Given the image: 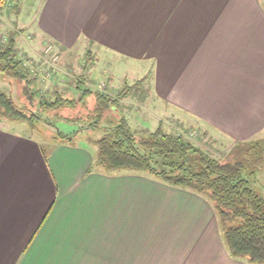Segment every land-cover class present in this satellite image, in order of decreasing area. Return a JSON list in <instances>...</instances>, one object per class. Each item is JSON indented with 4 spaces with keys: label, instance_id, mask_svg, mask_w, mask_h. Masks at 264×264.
I'll use <instances>...</instances> for the list:
<instances>
[{
    "label": "crops",
    "instance_id": "0c3cea01",
    "mask_svg": "<svg viewBox=\"0 0 264 264\" xmlns=\"http://www.w3.org/2000/svg\"><path fill=\"white\" fill-rule=\"evenodd\" d=\"M33 4L43 43L152 63L158 127L198 124L234 143L264 134L261 0ZM9 123L0 119V264H247L229 256L206 199L136 173H89V148L47 151Z\"/></svg>",
    "mask_w": 264,
    "mask_h": 264
},
{
    "label": "trees",
    "instance_id": "16d2710c",
    "mask_svg": "<svg viewBox=\"0 0 264 264\" xmlns=\"http://www.w3.org/2000/svg\"><path fill=\"white\" fill-rule=\"evenodd\" d=\"M261 1L264 6V0ZM17 37L18 33H10L7 42L0 43V74L22 84L26 106H18L13 95L0 89V119L26 123L34 128L36 122L43 120L38 111L75 110L78 105H87V100L93 97L95 106L90 115L72 120V123L85 121L86 126L72 133L58 131L52 140L74 144L80 132L106 129L105 115L109 110L117 111L121 94L113 97L94 91L85 86L87 76H82L74 80L79 98L65 97L56 91L55 99L46 101L42 92L35 88L36 78L31 69L18 57ZM93 61L95 58L88 55L83 66L85 72L90 70ZM36 103L38 111L35 112ZM89 142L98 148L89 173L95 169L107 174L127 171L206 199L218 218L229 256L247 264H264V197L252 186L256 166L262 161L264 141L236 142L231 151L234 157L230 154L218 159L186 136L163 126L138 136L125 115L120 114L101 138L89 139Z\"/></svg>",
    "mask_w": 264,
    "mask_h": 264
},
{
    "label": "rangeland",
    "instance_id": "374dc122",
    "mask_svg": "<svg viewBox=\"0 0 264 264\" xmlns=\"http://www.w3.org/2000/svg\"><path fill=\"white\" fill-rule=\"evenodd\" d=\"M33 2L34 0H0V43H6L10 33H18L17 54L24 65L34 73L38 68H46L44 71L49 70L51 72H49L51 77L33 76L36 78L35 88L42 92L44 99L48 102L53 101L56 91L65 94V97L79 98V93L77 94L74 88V80L87 76L85 77V86L88 88L107 93L113 97L121 94L117 111L109 110L105 115L104 126L106 129L111 123H115L120 114L124 115L126 113L133 131L138 136H144L149 132L155 131L158 128V124L151 116V112H148L153 108V98H155L152 95L153 88L151 89L152 63L134 62L121 59L117 55L109 57L103 50H101L100 55H97L92 51L91 47L85 46L84 43H82L84 45H78L69 50H60L50 43H43L42 38L36 36L38 26L34 23L35 7H33ZM8 6L12 7L7 9ZM49 46L51 47L48 48ZM88 55H90V58H95V61H93L90 70L85 72L83 66ZM42 65L44 66L41 67ZM108 74L115 76V80H112L114 81L112 86L119 91L110 87L111 79L107 77ZM143 75H147L144 78L145 80H138ZM0 77V89L13 95V99L18 106H26L25 98H23L21 93L22 84L7 75L0 74ZM128 85L132 86L130 92L127 88ZM37 104L36 108L33 109L35 112L38 111ZM94 106L95 100L90 97L87 100V105L84 107L78 105L75 110L65 108L57 112H50L44 109L38 111L42 115L43 120L36 122L34 128H31L26 123L17 122L9 123V129L13 131V128H17L23 133L33 135L46 145L45 149L47 151H50L55 144L53 142H58L57 140H52V137H55L58 131L72 133L81 127L84 128L86 126L84 125L85 121L72 123V120L89 116ZM126 106H131V109L127 110ZM143 111H145L144 114ZM45 119L52 122V124L48 125V121L44 122L46 121ZM191 124L187 123L178 128L175 123L170 122L165 127L168 130L167 127H170L168 125L173 126L172 130L186 136L199 148L218 159L230 156L231 151L235 147L234 142L216 138L198 124L190 126ZM106 129L80 132L76 136L74 144L89 148L95 155L98 153V148L90 143L89 139L96 140L101 138ZM259 138L264 141V134L260 135ZM261 145L264 146V143ZM261 154L262 161L256 166L252 186L264 197V151Z\"/></svg>",
    "mask_w": 264,
    "mask_h": 264
},
{
    "label": "built area",
    "instance_id": "2783aa9c",
    "mask_svg": "<svg viewBox=\"0 0 264 264\" xmlns=\"http://www.w3.org/2000/svg\"><path fill=\"white\" fill-rule=\"evenodd\" d=\"M51 46H49L48 48H50ZM48 52V51H47ZM44 65H42L41 67H43ZM46 68H38L37 69V71H36V69H35V73L32 71V73H33V76H41V77H43V76H45V77H51V75H50V71L49 70H47V71H44ZM50 72V73H49Z\"/></svg>",
    "mask_w": 264,
    "mask_h": 264
}]
</instances>
